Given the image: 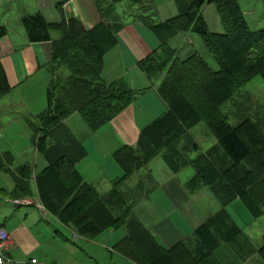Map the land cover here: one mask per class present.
I'll use <instances>...</instances> for the list:
<instances>
[{
	"label": "trees",
	"instance_id": "1",
	"mask_svg": "<svg viewBox=\"0 0 264 264\" xmlns=\"http://www.w3.org/2000/svg\"><path fill=\"white\" fill-rule=\"evenodd\" d=\"M123 1L95 0L100 22L91 29L78 19L48 23L40 13L21 19L29 43L51 42L47 107L27 121L32 145L46 163L34 177L37 196L49 214L81 237L93 239L106 230L123 229L126 235L118 250L136 264H220L215 254L221 246L244 262L254 254L253 245L225 208L238 199L253 220L264 216V106L262 116L246 117L236 126L229 125L220 108L253 78L264 82V29H249L238 0H174L177 15L167 20L130 17L146 25L159 41L158 48L137 67L151 84L159 82L156 91L166 112L140 131L134 147L124 146L113 153L122 176L100 196L77 170L87 153L64 121L77 114L89 133H94L138 95L123 80L107 84L102 79L104 57L115 47L123 26V18L115 13V6ZM128 1L144 13L152 0ZM206 3L215 6L222 33L208 30L201 13ZM54 33L57 39L52 38ZM182 33L200 37L216 70L199 52L178 58L168 42ZM6 34L7 29L0 27V40ZM9 91L0 66V100ZM201 121L216 143L189 161L185 154L197 152L198 145L188 132ZM182 139L185 143L179 148ZM159 155L172 174L191 167L193 175L184 183L186 192L193 195L206 188L221 207L189 239L169 249L161 247L134 215L145 195V178L128 192L122 190L126 181ZM12 164L10 154L0 155V172L10 171ZM31 177V167H19L14 175L19 195L30 194ZM257 253L264 263V235Z\"/></svg>",
	"mask_w": 264,
	"mask_h": 264
},
{
	"label": "crops",
	"instance_id": "2",
	"mask_svg": "<svg viewBox=\"0 0 264 264\" xmlns=\"http://www.w3.org/2000/svg\"><path fill=\"white\" fill-rule=\"evenodd\" d=\"M35 13H40L48 23H58L62 18L78 19L86 29L100 22L95 0H0V27L7 29L6 36L0 40V66L10 88L0 100V155L13 157V164L8 166L10 171L0 172V229L5 230L10 239L4 254L12 264H136L118 250V244L126 235L123 229L106 230L93 239L77 235L71 227L49 214L40 202L34 177L43 168L37 171L35 160L15 165L16 156L24 158L26 150L38 154L27 123L36 116L30 105L20 103L24 94L19 93L22 94L32 80L36 85L39 79L48 76L46 67L51 57V42L32 44L24 35L21 19ZM9 16L16 17L12 23L20 27L17 31L8 25ZM52 38L57 39L58 35L54 33ZM116 40L115 47L104 57L102 79L107 84L123 80L138 95L128 108L98 131L82 132L80 141L87 156L77 165V170L84 182L95 189L99 182L112 185V180L122 176L113 153L124 146L134 147L140 131L166 112L156 91L159 82L151 84L137 67L140 60L158 48L156 36L146 25L129 17L123 18ZM25 127L31 133L29 144L24 142ZM156 158L123 186L124 190L131 189L145 178V195L134 208V215L161 247L169 249L189 239L194 230L221 207L206 188L193 195L186 192L185 181L179 176L183 170L172 174L163 160L155 162ZM24 165L32 168L30 194L25 196L38 202L44 212L11 204L13 199L25 198L16 192L14 183V175ZM225 211L252 243L257 220L252 219L238 199L227 205ZM258 229L262 238L264 228ZM229 259L234 262L233 258ZM258 263V255L254 254L242 264Z\"/></svg>",
	"mask_w": 264,
	"mask_h": 264
},
{
	"label": "rangeland",
	"instance_id": "3",
	"mask_svg": "<svg viewBox=\"0 0 264 264\" xmlns=\"http://www.w3.org/2000/svg\"><path fill=\"white\" fill-rule=\"evenodd\" d=\"M238 4L240 5L241 10L243 11L244 18L251 31H257L260 29H264V6L261 0H238ZM115 13L120 15L122 18H126V19L132 16L138 17V18L140 16H148L151 20L157 22V21H163L169 17L177 15V9H176L174 0H152L150 2V7H149L148 12L143 13L137 7L131 6L128 0H125L121 3H118L115 6ZM201 13L204 17V20L210 32H213V33L223 32V25L218 17L216 8L213 4L206 3L202 7ZM8 18L10 19V22L8 25L12 26V28L15 31H17L18 28L20 27H17V25L15 26V24L12 23L13 20L16 19V17L9 16ZM168 44L172 49L176 50V54L179 59L183 60L187 58L189 55H191V53L199 52L204 57V60L207 61V63L210 65L211 69L216 70V67L214 66L211 58L207 55L204 49L202 40L197 35L192 34V33L178 34L177 36L172 38L168 42ZM48 81H49V77L47 75L44 76L43 80L39 79L36 85H33V80H32L29 87H24L22 94L19 93L20 95L24 94L23 98H21L20 100V103H23V105H27V104L30 105L31 109H33V115L35 116L44 112L47 107L46 90H47ZM263 106H264V82L262 81L260 77H255L247 84V86L243 90H241L239 94L233 96L231 100L225 103L220 108V112L227 119L229 125L236 126L242 119H245L246 117L251 118L252 116H255L257 114L259 116H262ZM66 125L72 130L74 136L78 140H82L83 138L82 132L88 130L82 118L77 114H74V116L68 121V123H66ZM25 130L26 131L23 135L24 142L25 144H29L31 141V138H30L31 133L28 128H26ZM188 135L198 145L197 152L191 151L185 154L186 159L189 161L195 159L200 153H202V151H207L212 146L214 147V144L216 143L214 137L212 136V134L206 127L205 123L202 121L196 126H194L192 129H190L188 132ZM14 137H18V136L15 135ZM184 143H185V139H182V141L179 142V148H181L184 145ZM26 151L24 152L25 153L24 158L23 156H16L15 158L16 166H19L24 161L31 162L35 160L37 171H40L42 168H44L46 163L40 155L34 154L30 150H28V152ZM161 160H162L161 155H159L155 159V162H162ZM192 175H193V170L191 167L185 168L179 174V176L181 177L183 181H186ZM111 182H113V180ZM110 188H111V184L106 183V181L99 182L96 185V191L98 195L100 196H104L105 193H107V191H109ZM124 188L125 187L122 186V190L125 192H128L130 190V189L124 190ZM25 198H28V197L25 196ZM19 199H23V198H19ZM13 200H17V199H13ZM258 220H257V224L254 225V228H253L255 229L254 240H252V243H251L254 248L253 249L254 254H257V255H258L257 251L262 245V238L260 236L261 234H259L260 231L258 228L260 229L264 228V216ZM256 245H259L258 246L259 248H255L257 247ZM215 256L220 264H227V262L228 264H242L243 263V262L236 260V258L234 257L235 256L234 253L226 246H221L217 250ZM229 257L233 258L232 260L234 262H230L231 260L229 259ZM258 258H259L258 264H264L259 255H258Z\"/></svg>",
	"mask_w": 264,
	"mask_h": 264
},
{
	"label": "built area",
	"instance_id": "4",
	"mask_svg": "<svg viewBox=\"0 0 264 264\" xmlns=\"http://www.w3.org/2000/svg\"><path fill=\"white\" fill-rule=\"evenodd\" d=\"M11 204H13L16 207H34L44 212L43 210H41V205L30 198L13 200L11 201ZM73 238L75 239V237ZM9 240L10 239L8 233L5 230L0 229V264H12L11 260L8 259L4 254V250L7 248Z\"/></svg>",
	"mask_w": 264,
	"mask_h": 264
}]
</instances>
